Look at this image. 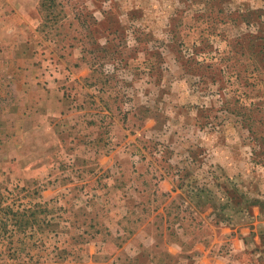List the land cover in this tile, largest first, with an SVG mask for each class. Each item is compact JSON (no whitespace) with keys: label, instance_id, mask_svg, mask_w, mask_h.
Masks as SVG:
<instances>
[{"label":"rangeland","instance_id":"rangeland-1","mask_svg":"<svg viewBox=\"0 0 264 264\" xmlns=\"http://www.w3.org/2000/svg\"><path fill=\"white\" fill-rule=\"evenodd\" d=\"M12 3L62 113L0 157V264H264V0Z\"/></svg>","mask_w":264,"mask_h":264},{"label":"crops","instance_id":"crops-1","mask_svg":"<svg viewBox=\"0 0 264 264\" xmlns=\"http://www.w3.org/2000/svg\"><path fill=\"white\" fill-rule=\"evenodd\" d=\"M8 2L0 8V157L18 156L20 169L27 172L28 167L24 166L20 156L26 139L31 134H43L46 126L57 130L55 127L60 119L50 114L62 113L61 99L57 85L52 81L46 83L45 75L33 63L35 38L27 32L28 21L12 20V16L18 12L22 14V10L13 11L17 7L12 0ZM50 102L54 109H48ZM52 139L55 142V138ZM36 155H39L38 151ZM43 159L37 158L32 172H43ZM1 168L10 166L0 164ZM202 258L198 256L196 264H200Z\"/></svg>","mask_w":264,"mask_h":264},{"label":"trees","instance_id":"trees-1","mask_svg":"<svg viewBox=\"0 0 264 264\" xmlns=\"http://www.w3.org/2000/svg\"><path fill=\"white\" fill-rule=\"evenodd\" d=\"M260 144H261V142H260ZM260 148H262V147L260 146Z\"/></svg>","mask_w":264,"mask_h":264}]
</instances>
